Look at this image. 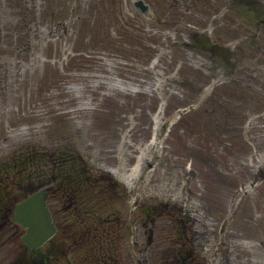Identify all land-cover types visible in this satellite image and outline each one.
<instances>
[{
  "label": "rangeland",
  "instance_id": "rangeland-1",
  "mask_svg": "<svg viewBox=\"0 0 264 264\" xmlns=\"http://www.w3.org/2000/svg\"><path fill=\"white\" fill-rule=\"evenodd\" d=\"M12 1L0 0V208L11 209L7 202L26 194L27 185L49 182L56 173L59 160L38 155L41 149L70 146L78 158L113 169L127 184L140 179L123 198L104 178L105 198L88 202H105L115 211L110 216H119L103 225L106 259L96 264H213L197 241L199 252L182 260L211 215L219 217L230 259L236 248L251 255L219 264H264V177L258 175L264 166V0H146L152 17L139 15L130 0H44L41 18L48 19L53 5L61 16L55 60L51 47L33 53L9 48L12 31L21 40L28 30L38 42L37 32L53 29L40 19L25 22L20 0ZM71 4L78 19L68 17ZM220 18L235 29L216 24ZM214 38L229 45L210 44ZM229 47L245 52L248 74L231 72ZM188 104L194 105L182 109ZM251 180L258 186L256 212L245 225L238 218L245 211L233 201L246 195L243 185ZM89 195L83 192L84 201ZM48 197L56 234L34 252L23 250L22 228L9 211L0 229V264H12L21 253L36 263L37 252L74 236L76 242L67 243L73 251L45 264H91L81 226L68 228L71 216L59 209L61 199ZM248 206L244 200L242 207ZM231 212L235 218L226 222ZM223 223L246 231L230 236Z\"/></svg>",
  "mask_w": 264,
  "mask_h": 264
},
{
  "label": "trees",
  "instance_id": "trees-1",
  "mask_svg": "<svg viewBox=\"0 0 264 264\" xmlns=\"http://www.w3.org/2000/svg\"><path fill=\"white\" fill-rule=\"evenodd\" d=\"M55 156L53 160H59L60 164L56 173H52L54 180L49 186V192L61 199L60 205L58 206L59 209L70 214L71 222H69L67 227L70 228L73 223L76 225L77 222L81 226L80 235L84 234L87 240V255L90 257L91 264H96L99 259H106V257H104L105 254L101 252L103 245L100 238L102 240L104 236L108 237V231L104 229L103 225L115 218H117V222L119 221V216H110V214L115 213V211L110 210L108 207H104L103 204L105 202H102L99 206H92L94 203H98V201H102L105 198L104 187L102 186L105 177L100 173L89 170L72 150H60ZM105 180L107 179L105 178ZM38 184L27 185L28 187L25 191H30ZM99 185H101V187ZM106 186L112 188L109 181H107ZM86 191H89L90 195L86 201H84L82 194ZM111 191L116 192L114 188H112ZM93 199L95 200L94 202H92ZM89 201H91L92 205L88 204ZM85 204L87 205L85 206ZM79 216L83 217L78 219ZM73 233H75V231H73ZM74 237L73 240L70 242L68 241L69 244L76 242V236ZM67 243L60 240L58 243L52 244L45 252H37L36 255L38 259L44 261V263L45 261L51 260L52 257L58 255L64 256L67 251H73L74 245L68 247ZM97 243L100 244V247L94 251L92 248ZM110 255L112 261H118L116 252L111 251ZM23 259H26L25 255ZM66 260L68 264H71L68 262V259Z\"/></svg>",
  "mask_w": 264,
  "mask_h": 264
},
{
  "label": "flooded vegetation",
  "instance_id": "flooded-vegetation-1",
  "mask_svg": "<svg viewBox=\"0 0 264 264\" xmlns=\"http://www.w3.org/2000/svg\"><path fill=\"white\" fill-rule=\"evenodd\" d=\"M236 1H242L243 3L247 4L248 2L252 3V2H254L256 0H236ZM138 13H139V15L142 16V14L139 11H138ZM56 14H57V17L55 18V16H56L55 15L54 16L55 20H52V21L55 22L56 24H59V23H61V16H60V14L58 16L57 11H56ZM165 16L169 17L170 14L165 15ZM68 17H73V18H77V19L79 18L78 14H75V15L72 14V4H71V8H70V12H69V16ZM262 22L264 24V18H263ZM218 23H227L229 25L230 29L231 28L235 29V27H233V23L231 21L227 20V19L225 20V18H220L218 21H216V24H218ZM48 32H50V31H48ZM48 32H43V35L38 38V44L41 43L43 45V47H42L43 51H48V50H50V47H51V50L54 53L53 60H55V58L57 56H59L58 55V53H59L58 50H59V45H60L59 44V39H60L61 32L53 31V32H51L53 34L52 36H47ZM242 37L243 36L241 35L240 38H242ZM213 42H215V43L217 42L219 44L218 47H220V48H221L220 44L223 46V48H225V45H229L228 44L229 42L224 43V41L220 40L219 38H216ZM21 45H26V46L24 47V46H21ZM35 47H37V42H32L30 40V36H27V35H26L25 39H23V40L22 39L21 40H17L16 42L13 41L11 46H10V48H12V50L15 51V52L24 51V52H31V53L35 52L34 51ZM231 47L227 48L229 50V53L233 56V59L230 62V65L232 67L231 72L233 73L235 70H239L240 72L237 73V74H239V76H241V75L243 76V75L248 74V67H251V64L246 61L245 57H243V55H246L245 52L241 51L240 48L233 49ZM223 48H222V50H223ZM262 48L264 50V47H262ZM218 52L219 51H217V53ZM235 58L237 59L236 61L234 60ZM56 65L58 66V63ZM56 65L54 64L53 66H55V68L57 69ZM57 72H58V69H57ZM58 74H59V72L57 73V75ZM235 81H239L240 82V81H243V80L236 79ZM113 135H115V134H113ZM130 144L135 146L134 143H130ZM115 145H116L115 142L113 140H110L109 146L110 147H114ZM68 147H70V146H68ZM52 152H53V150L49 151V153H52ZM88 166L90 168L93 167L90 163H88ZM258 175H259V180L264 177V166L263 165L261 166V170L258 171ZM139 180H136L135 182H133L131 184V187H132L133 191L137 190V188H138L137 184L139 183ZM41 181H43V180H41ZM254 182H256V181L255 180L254 181L251 180L249 182L248 186L245 184L244 188H245V190H247L246 195L243 196V197L238 195L237 198L233 201V203H234L233 207H236V206H237L236 208L241 207V209H243L245 211L244 213H241L238 216V218L240 220L245 221V223H244L245 225H250L251 224V222L253 221V217H254L253 214L256 212V210H255L256 209L255 208L256 202H254L255 199H256V196L254 195V192H256V190L258 189V186H256V185L254 186ZM40 183H42V182H40ZM244 200H248V202H249V206L248 207H242V204H243ZM201 201L203 202V204H205V210H209L210 202L208 204L207 201L204 200V199H201ZM7 203L12 205V202L11 203L7 202ZM180 208H181V206H180ZM183 210L185 212V211H188L189 208L187 207V208H185ZM9 211H11V209H10V206L7 205V204H5L3 207L0 208V229L4 226V222L6 220V217L9 214ZM233 218H235V215H233V213L231 212V213H229L228 215L225 216L224 220L226 222H228L229 220H232ZM182 219H186V218L182 217ZM193 221L194 220L190 221L191 224H192ZM208 222L209 223L203 224V228L199 230V236L195 240V242H193L192 238L189 241L190 248H189V250H187V252H186L187 254H186L184 260H186L187 258L192 256L194 253H196V252L198 253L199 252L198 249L195 248L196 247L195 246L196 245V241L198 242L197 245H199V246L202 245L203 246L201 253L204 256V258L209 260V261H213V264L227 263L229 260H231V262L239 263L240 260H243V259L247 260V259L251 258V255H249L248 253H245L246 251L245 252H241L240 250H238L236 248V249L233 250L234 251V254L232 255L233 259H230V255H227V251L228 250L227 251L225 250L228 244L223 242V240L221 238V228H222L221 226H222V224L220 225L219 217L216 216V215H211L209 220H208ZM226 225H227L226 223L225 224L223 223V227H226V228H223L222 230L226 229L229 232L230 236L231 235L239 236V235L243 234L246 231L243 227H236L233 224L227 225V226ZM256 242L259 243L258 240ZM251 244H253V243H251ZM37 262L39 264H43V262H41L40 259H37ZM15 263L16 264H27L26 262H23L22 260L21 261H16Z\"/></svg>",
  "mask_w": 264,
  "mask_h": 264
},
{
  "label": "water",
  "instance_id": "water-1",
  "mask_svg": "<svg viewBox=\"0 0 264 264\" xmlns=\"http://www.w3.org/2000/svg\"><path fill=\"white\" fill-rule=\"evenodd\" d=\"M131 2L141 11L144 17L151 16L146 2L143 0H131ZM115 181L117 180L115 179ZM45 198V190H34L16 202L12 210L13 220L24 228V231L20 234V241L31 247L43 243L56 230Z\"/></svg>",
  "mask_w": 264,
  "mask_h": 264
},
{
  "label": "bare ground",
  "instance_id": "bare-ground-1",
  "mask_svg": "<svg viewBox=\"0 0 264 264\" xmlns=\"http://www.w3.org/2000/svg\"><path fill=\"white\" fill-rule=\"evenodd\" d=\"M155 118H157V117H155ZM158 120V119H157ZM255 183V182H254Z\"/></svg>",
  "mask_w": 264,
  "mask_h": 264
}]
</instances>
